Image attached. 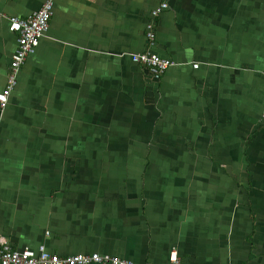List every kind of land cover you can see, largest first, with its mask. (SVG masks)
<instances>
[{
	"label": "crops",
	"instance_id": "crops-1",
	"mask_svg": "<svg viewBox=\"0 0 264 264\" xmlns=\"http://www.w3.org/2000/svg\"><path fill=\"white\" fill-rule=\"evenodd\" d=\"M43 2L0 0V91L18 44L8 17ZM152 22L175 62L160 78L130 55ZM3 240L264 264V0H54L0 108Z\"/></svg>",
	"mask_w": 264,
	"mask_h": 264
},
{
	"label": "built area",
	"instance_id": "built-area-1",
	"mask_svg": "<svg viewBox=\"0 0 264 264\" xmlns=\"http://www.w3.org/2000/svg\"><path fill=\"white\" fill-rule=\"evenodd\" d=\"M163 8H168V1L163 2ZM160 11L158 9L155 14ZM54 13V0H44L39 10L32 14L22 16H10V30L17 34L18 44L12 55L10 67L7 75V82L2 91H0V108L3 111L14 90L18 74L22 65L26 62L28 56L35 52L40 40L46 36L50 19ZM154 23L147 27V38L149 47L143 52L130 53L134 62L147 67L151 74L160 78L175 62L170 58L163 57L155 51L156 31ZM198 67V64H194ZM169 264H183L177 251L174 250L169 258ZM0 264H137L133 260L121 258L111 254L77 253L61 256L50 252L44 245L38 250L13 248L7 241H2L0 250ZM150 264V263H148Z\"/></svg>",
	"mask_w": 264,
	"mask_h": 264
}]
</instances>
